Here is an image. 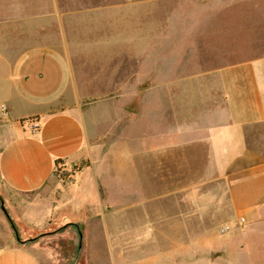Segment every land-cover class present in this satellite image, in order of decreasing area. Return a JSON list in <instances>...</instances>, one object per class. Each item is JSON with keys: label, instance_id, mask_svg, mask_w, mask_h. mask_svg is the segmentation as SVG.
I'll return each mask as SVG.
<instances>
[{"label": "crops", "instance_id": "obj_1", "mask_svg": "<svg viewBox=\"0 0 264 264\" xmlns=\"http://www.w3.org/2000/svg\"><path fill=\"white\" fill-rule=\"evenodd\" d=\"M236 1L243 15L251 8L241 1L264 3ZM105 3L0 0V264H43L38 246L17 243L11 226L45 225L54 209L39 195L54 179L56 161L72 167L90 153L91 134L72 102L89 90L76 85L78 67L92 57L90 35L107 32ZM189 61H165L163 79L192 89L194 108L178 121L166 105L161 115H149L146 154L131 156L133 167L146 162V192L133 187L131 200L117 203L114 220L103 211L85 220L86 264H203V226H230L240 210L236 252L242 264H264V56L222 67ZM156 118L163 130L155 129ZM31 119L40 123L36 132L25 124Z\"/></svg>", "mask_w": 264, "mask_h": 264}, {"label": "rangeland", "instance_id": "obj_2", "mask_svg": "<svg viewBox=\"0 0 264 264\" xmlns=\"http://www.w3.org/2000/svg\"><path fill=\"white\" fill-rule=\"evenodd\" d=\"M235 4L239 3L106 0L107 32L90 35L86 53L92 57L88 65L78 67L83 72L82 81L76 85L89 90L80 92L72 102L80 105L91 134L90 153L72 167L56 166L54 179L39 195L46 205L53 206L52 216L41 227L11 226L19 238L17 243L37 245L43 264H86L81 257L87 245L85 220L98 217L102 211L108 220H114L117 203L130 201L133 187L144 188L146 192V162L137 161V167H133L131 156L146 154L148 138L152 137L149 115L151 119L153 111L155 116L161 115L166 105L173 108L178 121L181 113L183 116L188 113L189 117L194 108L189 104V100H195L192 89L180 88L179 81L168 83L163 79L165 61L179 65L180 60H191L187 62L189 66L202 58L209 60L208 65L217 63L216 67H222L264 56V3L241 1L240 6L251 8L250 15L247 12L243 15L245 8L233 7ZM248 22L249 31L244 32ZM197 27L199 33H195ZM152 65L153 77L147 74ZM182 71L171 70L170 75L175 77ZM155 122V129L163 130L160 119ZM2 203L0 199L1 213ZM237 216L230 226H203V264H242L243 258L236 250L242 246L243 210ZM252 230L258 236V227ZM79 232L81 252L75 262ZM251 243L257 249V238ZM230 248L233 252H226ZM252 261L258 264V259Z\"/></svg>", "mask_w": 264, "mask_h": 264}, {"label": "built area", "instance_id": "obj_3", "mask_svg": "<svg viewBox=\"0 0 264 264\" xmlns=\"http://www.w3.org/2000/svg\"><path fill=\"white\" fill-rule=\"evenodd\" d=\"M1 112L4 115H7V109L6 107L1 108ZM27 127L30 129V131L36 132L40 128V123L37 119H31L25 123Z\"/></svg>", "mask_w": 264, "mask_h": 264}, {"label": "water", "instance_id": "obj_4", "mask_svg": "<svg viewBox=\"0 0 264 264\" xmlns=\"http://www.w3.org/2000/svg\"><path fill=\"white\" fill-rule=\"evenodd\" d=\"M2 209H4L3 206H2ZM79 236H80V245H79L78 254H77V256H76L75 262L77 261L78 256H79V253H80V251H81V244H82V233H81V232H79ZM17 239H19L18 236H17ZM74 264H75V263H74Z\"/></svg>", "mask_w": 264, "mask_h": 264}, {"label": "trees", "instance_id": "obj_5", "mask_svg": "<svg viewBox=\"0 0 264 264\" xmlns=\"http://www.w3.org/2000/svg\"><path fill=\"white\" fill-rule=\"evenodd\" d=\"M60 164H62V161H60V160L56 161V166H58Z\"/></svg>", "mask_w": 264, "mask_h": 264}]
</instances>
